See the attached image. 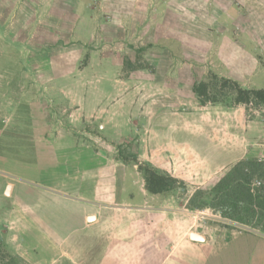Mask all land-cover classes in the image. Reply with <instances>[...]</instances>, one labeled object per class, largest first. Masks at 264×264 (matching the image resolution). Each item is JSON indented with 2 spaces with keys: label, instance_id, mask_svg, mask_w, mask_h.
I'll use <instances>...</instances> for the list:
<instances>
[{
  "label": "crops",
  "instance_id": "crops-1",
  "mask_svg": "<svg viewBox=\"0 0 264 264\" xmlns=\"http://www.w3.org/2000/svg\"><path fill=\"white\" fill-rule=\"evenodd\" d=\"M213 6L215 18L208 12ZM88 14L143 23L154 18L153 43L161 48L159 54L165 47L207 58L209 66L200 74L192 64L167 66L173 72L169 79H191L184 82L191 95L195 82L209 72L264 89V0H0L2 34L23 55L35 53V45L46 47L33 38L34 22ZM44 82L38 90L49 86L56 94L27 95L22 112L19 99L10 98L5 114L13 122L25 113L27 127L5 138L12 122L0 118L1 245L16 263L264 264L261 231L219 220L209 223L213 209L199 213L173 207L170 192L146 190L138 166L117 149L135 132L132 122L137 116L128 97L111 100L97 113L100 97L64 89L78 87L79 81ZM52 103L72 104L75 113L67 116ZM157 108L152 129L144 130L153 139V150L141 144L145 138L139 139V163L210 189L240 160H264V103L200 104L196 124L190 113L181 128L177 112ZM150 117L142 113L137 118ZM180 134L185 140L179 143ZM195 136L202 139L201 147L194 143ZM205 154L206 160L197 158Z\"/></svg>",
  "mask_w": 264,
  "mask_h": 264
},
{
  "label": "rangeland",
  "instance_id": "rangeland-1",
  "mask_svg": "<svg viewBox=\"0 0 264 264\" xmlns=\"http://www.w3.org/2000/svg\"><path fill=\"white\" fill-rule=\"evenodd\" d=\"M208 12L209 17H216L217 10L214 6L208 7ZM85 17L49 18V21L43 18L42 23L34 22L33 38L39 44L44 42L46 47L40 49L37 47L39 45H35V53L30 55H23L16 51L13 42L2 34L5 31L2 28L3 25L0 26V118L8 123L12 122V119L9 120V114H5L9 110L10 98L19 99L18 111L22 112L27 104L21 101H25L27 95L32 97L42 93L49 96L56 94L49 86H43L39 91L38 85L43 81L45 85L57 79L67 83L79 81L81 85L78 84V87L64 89L72 90L82 97L90 94L100 97L102 103H99L97 113H100L102 109L105 110V106L110 105L111 100L122 101L128 97L133 114L135 113L137 117L142 113L152 116L145 120L135 117L132 122L135 125L134 134L125 137L117 147L120 156L131 165L138 166L140 160L135 150L139 145V139H146L141 144L149 146V152L152 153L153 139L150 141L151 136L145 134L144 130L152 129V114L158 106L161 105L165 112H177L179 128L185 123L186 116L192 117L190 113H193L196 124V113L201 111L196 95H191L190 87L184 83L190 82L191 79L182 78V80L177 76L169 79V75L173 72L168 71L167 66L170 62L175 65L177 63L178 66L192 64L195 72L200 74L199 70L209 66V60L207 58L202 60L201 56H194L195 54L192 53L176 54L178 50L176 52L168 48L165 50V47L162 50L163 54H159L161 48H155L153 43L154 18H147L148 21L143 23L138 22V19L131 21L130 18H88L89 14L87 18ZM55 19H59V22ZM37 20L42 19L37 18ZM41 35L44 38H41ZM211 73L207 74L205 80ZM116 103L121 104V102ZM56 106L57 110L65 111L67 116L70 112L75 113V107L72 104H53V109ZM24 114L19 119H13L11 127H8L5 133V138H9L15 129H24L28 126L27 119L23 118ZM71 114L70 116L73 117ZM195 137L194 143H198L201 147L202 139ZM184 140L185 135L180 134L179 143ZM20 144L18 141V150L21 149ZM10 151L12 152L8 148L5 152L10 155ZM196 154L199 155L201 152L197 151ZM197 158L206 160L207 155ZM194 175L196 177L199 174ZM186 184V189L178 188L170 192L171 206L189 209L187 208L188 198L195 189L203 188L201 185H190L188 182ZM208 189L209 187L204 188V190ZM166 205H169V201ZM194 211L200 213L202 210ZM216 220L230 225L236 223V226L250 230L246 228L248 226L233 222L224 218L220 212L210 210L206 221L214 223ZM263 229L264 227L258 225L257 229L251 231ZM3 240L4 235L0 233V264H15V257L1 245Z\"/></svg>",
  "mask_w": 264,
  "mask_h": 264
},
{
  "label": "trees",
  "instance_id": "trees-1",
  "mask_svg": "<svg viewBox=\"0 0 264 264\" xmlns=\"http://www.w3.org/2000/svg\"><path fill=\"white\" fill-rule=\"evenodd\" d=\"M193 92L201 105L264 103V89L244 87L234 79L218 76L213 72L206 80L195 82ZM138 169L145 179V188L150 193L173 192L187 187L184 180L159 170L150 163H138ZM255 180H260L261 185L255 186ZM187 208H211L220 212L224 218L249 228L257 229L258 225L264 227V160H240L210 189H195L187 200ZM260 231L264 233V229Z\"/></svg>",
  "mask_w": 264,
  "mask_h": 264
},
{
  "label": "built area",
  "instance_id": "built-area-1",
  "mask_svg": "<svg viewBox=\"0 0 264 264\" xmlns=\"http://www.w3.org/2000/svg\"><path fill=\"white\" fill-rule=\"evenodd\" d=\"M254 185H255V186H260V185H261V181H260V180H255ZM229 222H230V221H229ZM234 225H236V223H234ZM246 228H248V229H250V230H253V229H251V228H249V227H246Z\"/></svg>",
  "mask_w": 264,
  "mask_h": 264
}]
</instances>
